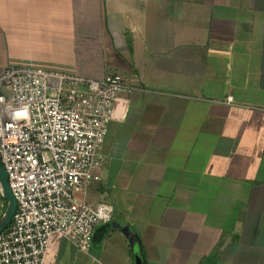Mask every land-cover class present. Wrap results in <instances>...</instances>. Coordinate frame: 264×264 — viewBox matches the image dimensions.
Returning <instances> with one entry per match:
<instances>
[{"label": "crops", "instance_id": "crops-1", "mask_svg": "<svg viewBox=\"0 0 264 264\" xmlns=\"http://www.w3.org/2000/svg\"><path fill=\"white\" fill-rule=\"evenodd\" d=\"M8 67L132 88L83 196L111 219L45 264H264V0H0Z\"/></svg>", "mask_w": 264, "mask_h": 264}, {"label": "built area", "instance_id": "built-area-1", "mask_svg": "<svg viewBox=\"0 0 264 264\" xmlns=\"http://www.w3.org/2000/svg\"><path fill=\"white\" fill-rule=\"evenodd\" d=\"M130 89L118 73L101 79L33 68L0 73V165L15 201L0 234V264H45L52 236L90 250L94 227L111 219L112 208L91 206L83 196L100 181L105 160L98 148L117 95Z\"/></svg>", "mask_w": 264, "mask_h": 264}, {"label": "water", "instance_id": "water-1", "mask_svg": "<svg viewBox=\"0 0 264 264\" xmlns=\"http://www.w3.org/2000/svg\"><path fill=\"white\" fill-rule=\"evenodd\" d=\"M0 199L5 203L4 210L0 215V234L8 227L15 211V201L7 185L6 175L0 165Z\"/></svg>", "mask_w": 264, "mask_h": 264}, {"label": "rangeland", "instance_id": "rangeland-1", "mask_svg": "<svg viewBox=\"0 0 264 264\" xmlns=\"http://www.w3.org/2000/svg\"><path fill=\"white\" fill-rule=\"evenodd\" d=\"M78 197H81V195H78Z\"/></svg>", "mask_w": 264, "mask_h": 264}]
</instances>
